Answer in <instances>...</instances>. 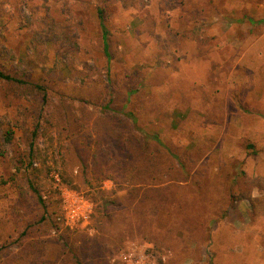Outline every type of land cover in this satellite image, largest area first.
Segmentation results:
<instances>
[{"label":"rangeland","instance_id":"374dc122","mask_svg":"<svg viewBox=\"0 0 264 264\" xmlns=\"http://www.w3.org/2000/svg\"><path fill=\"white\" fill-rule=\"evenodd\" d=\"M248 16L264 18V0H0V69L51 100L0 80V119L15 133L0 159V264H210L208 249L213 264H264V23ZM59 102L66 128L45 124L38 141L49 161L77 141L79 188L56 169L37 179L53 226L15 164ZM144 131L162 141L147 154L178 157L174 214L148 206L132 177L144 175L145 150L123 174L108 168Z\"/></svg>","mask_w":264,"mask_h":264},{"label":"trees","instance_id":"16d2710c","mask_svg":"<svg viewBox=\"0 0 264 264\" xmlns=\"http://www.w3.org/2000/svg\"><path fill=\"white\" fill-rule=\"evenodd\" d=\"M98 16L100 20V25L103 31V39H104V49L107 54V56H110L108 49H109V43H108V29L105 23V17L102 9H99L98 11ZM249 21L252 24H257V23H264V18L262 19H255L252 16L247 17ZM0 80L7 82V83H13V84H18V85H25V86H33L36 87L40 90L42 95V100L44 105H49L51 103L50 97L47 93V90L45 89L44 86H42L39 83L31 81L29 78L19 75L17 72H9L6 70L0 69ZM45 106L43 109H45ZM56 109L53 110L50 115L46 116L45 119L41 118L38 119L33 130H32V136H31V141L29 143V150L27 154L24 156L27 158V163L26 162H21L20 164H15V168L17 172H21L22 168L25 169V172L27 173V178L29 182V187L32 189V191L36 194L38 202L45 208V215H43L40 221H46L50 222L53 226H58L56 223V220H53V215L56 214L53 208H51V203L45 198L44 194L41 192V189L39 187L38 180L39 177L41 176L42 173L50 174L53 169H56L58 172V175L61 180V184L74 187V188H79L78 184L75 182L74 178L76 176L73 175L74 173V162L71 159V156L79 159L78 158V147H77V141L74 140L73 142L70 143L68 152L70 153L71 156H69L67 150H60L59 156L56 158V154H52L51 160L49 161V151L50 149L48 148H42L39 145V137L42 135L43 130L48 131L49 129L47 126L52 127L55 122L60 123L62 125V128H66L65 124H67V116L68 112L64 108L65 106L63 105V102H59L56 104ZM132 117V121L136 124L137 123V118L134 116L133 113L129 112L128 113ZM45 124L47 126H45ZM144 134V144L138 145H133L132 143L125 145L124 143H121L123 146L120 150L117 152L113 153V161L111 163V166L108 164V168H112L115 171H120L125 173L126 170L128 169V166L130 164V159L133 160V157L135 155L134 151L138 149H143L145 150L146 156L144 159V175L140 174V172H134L132 177H139V181L144 183V188L145 189V198H147L148 206H152L153 208L162 209V210H169L172 211L174 214V210L172 206L175 207L176 204L180 203L183 204L182 200L180 198H176L169 195V192H171V185L173 181L177 179L175 170L177 169V162L178 157L173 151H169L170 157L168 156L159 158L156 156H152L151 154H147V151H151V145H150V139H155L159 143H162L160 137L158 135H150L148 132L144 131L142 132ZM129 138V137H128ZM15 139V133L14 130L12 129H4V125L2 120L0 119V159H2L6 153L7 150L5 148V144L7 143H12ZM143 139V138H142ZM117 140V139H116ZM119 140V139H118ZM131 140V138H130ZM139 141V139L137 138ZM127 141V140H126ZM117 142V141H115ZM157 153V151L155 152ZM104 151L99 145L95 152L93 153V162L95 160V164L98 165L100 163V159H105L104 157ZM130 155V157H129ZM145 155V154H144ZM81 165L82 167L88 168L89 163L86 162V160L81 159ZM36 163L39 165L37 166ZM52 163V164H50ZM106 164V165H107ZM113 164V165H112ZM180 170L185 174H187V168L185 166V163H180ZM105 168H103V165L100 163L98 166V171L95 172L97 174H101L104 171ZM111 177V176H109ZM187 180V176L183 178V180ZM252 185L254 186H259L260 182L257 180H251ZM59 191V190H58ZM234 196V195H233ZM106 206L109 203H113L112 200L107 201ZM109 210V209H108ZM106 213L107 210L105 211ZM53 216V217H52ZM52 217L51 219H49ZM37 223V222H36ZM36 223H32L35 227ZM38 224V223H37ZM209 242H211L209 238ZM208 253L211 257L210 259V264H213V257H214V252L211 249H208ZM78 261L79 263L82 262L81 257L78 256Z\"/></svg>","mask_w":264,"mask_h":264}]
</instances>
